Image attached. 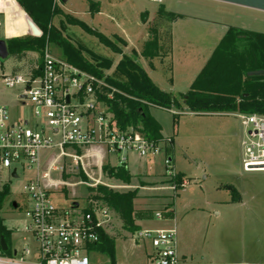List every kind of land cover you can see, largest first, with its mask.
Wrapping results in <instances>:
<instances>
[{"label":"rangeland","instance_id":"obj_1","mask_svg":"<svg viewBox=\"0 0 264 264\" xmlns=\"http://www.w3.org/2000/svg\"><path fill=\"white\" fill-rule=\"evenodd\" d=\"M92 1L99 3V13L92 12L88 0H55L61 15L54 18L53 26L59 29V23L63 24L61 36L79 48L87 60L92 62V56L110 60V67L103 70L105 75L112 74L121 55L112 53L77 26V22L107 38L117 36L123 39L126 44L122 47L124 55H130L133 50L140 53L149 32L155 30L159 56L152 60L141 57L139 62L163 91L171 89V79L177 81L180 75L189 72L187 66L200 67V71L228 26L264 33V12L215 0ZM160 6L173 13L178 22L160 17L157 13ZM14 22L16 16L11 19L13 28L16 27ZM73 22L76 24L71 25ZM0 24V39L32 38L41 34L36 26V29L32 27L17 34L12 28L7 30V22L3 25L0 20ZM42 51L65 61L61 48L54 42L46 43ZM37 59V53L27 52L19 59L9 55L0 60V104L6 106L11 121L31 119V109L20 104L21 86L6 88L1 80L6 75L30 71L36 66ZM170 93L178 96V93ZM149 114L160 127L159 133L163 137L159 139L170 138L173 145L174 138L176 168L188 179L174 168L176 193L151 189L154 182L158 183L156 186H166L169 182L162 161L148 163L150 173L157 175L155 179L147 172H138L143 161L130 154L132 179L125 185L108 176L103 169L116 168L112 166L116 164V157L107 156L102 148H89L83 151L86 154L83 167L66 158H58L56 154L47 156L49 159L42 166L43 171L49 170L53 181L68 184L57 186L52 196L54 205L63 213L70 209L82 211L102 184L118 192L136 190L133 201L135 223L140 229L175 228L178 264H264V172L245 173L242 170L238 142L243 129L239 119L231 115H193L156 107H150ZM171 148L167 147V150L172 157ZM101 156L105 160H100ZM45 158L42 155V162ZM19 174V179L9 180L8 172L0 171V188L7 184L10 192L0 217L9 231L21 230L26 223L22 211L13 209L11 204L15 202L22 206V186L27 179L36 176L34 171ZM97 180L102 184H96ZM186 184L188 186L181 192ZM226 186L236 189L238 201H232ZM155 212H160L162 218L156 219ZM106 231L115 238L116 264H146V252L150 250L148 244L133 240L132 234L122 228L116 214H113ZM11 245L20 246L15 234ZM90 259L92 264H110L109 259L99 253L90 254Z\"/></svg>","mask_w":264,"mask_h":264},{"label":"built area","instance_id":"obj_2","mask_svg":"<svg viewBox=\"0 0 264 264\" xmlns=\"http://www.w3.org/2000/svg\"><path fill=\"white\" fill-rule=\"evenodd\" d=\"M1 81L6 88H23L20 104L30 107L32 117L11 121L6 106L0 104V171L6 170L9 180L19 179V173L26 171H34L36 176L22 186L23 204H16L26 223L21 230L10 231V239L5 241L7 249L0 247V264H92L91 246L99 240V231L107 233L112 223L115 213L102 201L89 200L82 211L70 209L65 213L54 205L53 192L58 185L68 184L53 181L50 171H43L50 154L82 167L86 156L83 151L89 148H102L106 154L117 156L121 164L128 154L141 159L161 155L164 175L170 181L161 189L176 193V172L167 150L172 147V140H152L138 129L120 127L107 104L115 90L103 79L46 51L40 67L36 64L26 73L6 75ZM235 116L243 129L242 170L264 172V115ZM154 216L162 218L160 212ZM14 234L19 239L18 247L11 245ZM132 236L133 240L148 244L146 264L179 263L175 228H144Z\"/></svg>","mask_w":264,"mask_h":264},{"label":"trees","instance_id":"obj_3","mask_svg":"<svg viewBox=\"0 0 264 264\" xmlns=\"http://www.w3.org/2000/svg\"><path fill=\"white\" fill-rule=\"evenodd\" d=\"M14 1L41 34L32 38L6 39L9 55L19 59L24 57L27 52H35L38 54L36 62L40 67L45 44L54 42L61 48V55L65 62L103 79L115 90L113 99L107 101V104L118 125L122 128L133 127L148 139L158 140L161 137L160 127L150 116V107L168 111L176 109L180 112L195 114L264 115V74L258 76L248 74L252 71L264 72V33L227 27L210 57L193 79L188 91L175 96L158 88L139 62L141 57L152 60L159 56L158 36L155 30L149 32V38L140 53L133 50L130 55H124L122 47L126 44L123 39L117 36L107 38L101 33L91 30L82 22L68 23L76 24L86 33L94 36L112 53L121 55L112 74L105 75L103 70L110 67V60L96 56H92V62L87 60L79 48L72 46L61 36L60 29L63 24L59 23V29L53 26L54 18L61 15V12L56 8L55 0ZM8 2L10 7L7 9H11L12 14L17 12V6L12 0H1V7L4 8ZM88 3L93 13L99 12L98 2L88 0ZM12 6H14V10ZM157 13L169 21L177 19L173 13L165 11L162 6L159 7ZM17 14L16 22H14L16 27L13 28L17 34L32 28L25 17L20 15L21 13ZM142 19L145 20V17ZM11 24L13 25V23ZM103 169L108 176L122 184L128 185L131 181L132 176L126 166L120 165L116 168ZM225 189L230 191L233 202L239 200L234 187L226 186ZM9 193L8 185L0 188V212L6 204ZM90 198L106 204L117 215L122 228L130 234L133 235L140 229L135 223L136 214L133 201L136 198V190L118 192L101 185L96 188ZM13 209H17V207ZM0 238H4L7 242L10 239V231L3 226L1 217ZM91 252L105 255L110 264H116L115 238L100 230L99 240L91 246Z\"/></svg>","mask_w":264,"mask_h":264},{"label":"crops","instance_id":"obj_4","mask_svg":"<svg viewBox=\"0 0 264 264\" xmlns=\"http://www.w3.org/2000/svg\"><path fill=\"white\" fill-rule=\"evenodd\" d=\"M13 2H14V4L17 6V12H15L14 14H12V10L10 9H7V8H9L10 7V3L8 2L5 6H4V8H2L1 7V0H0V17L2 18V19H0L1 20V22L3 23V25L5 24V22H7V30H9L10 28H12L13 29V27L11 26V19H13V16H16V15H18L17 13H21L20 15H23V17H25V19L28 21V23H30V25H31V27H34V29H36V27H35V25H33V23L26 17V15L24 14V12L18 7V5L16 4V2L14 1V0H12ZM6 7V8H5ZM14 6H12V9L14 10V8H13ZM99 12H100V10H99ZM98 12V13H99ZM178 22V18L177 19H175V22L174 23H177ZM229 27V26H228ZM37 31V30H36ZM7 33V32H6ZM39 33V32H38ZM223 35H224V33L221 35V37L219 38V41L221 40V38L223 37ZM1 39H3V38H1ZM218 41V42H219ZM218 42L214 45V47L211 49L212 51H213V49L215 48V46L218 44ZM212 51H210V54H211V52ZM200 68V67H199ZM199 68H191V67H189V66H187V69H188V71L189 72H187L186 73V75H183L182 74V76L180 75V77H179V79L177 80V81H175V79H171V81H170V90H166V92H174V93H178V94H182V93H185V92H187L188 91V89H189V87H190V85H191V83H192V81H193V79L195 78V76L197 75V73L199 72ZM185 76V77H184ZM154 83V82H153ZM155 84V83H154ZM157 86V85H156ZM158 87V86H157ZM159 88V87H158ZM190 114H193V115H217V116H227V115H231V116H235L236 114H217V113H206V114H195V113H190ZM236 117V116H235ZM237 118V117H236ZM234 135H235V133H234ZM242 135H243V131H242ZM242 135H240V137H239V142H238V145H239V149H240V141H241V138H242ZM161 137H163L162 135H161ZM94 149V148H93ZM105 153V152H104ZM106 154V153H105ZM107 156L108 155H110V154H106ZM129 155L130 154H128L127 156H126V162L125 163H122V164H125V166H126V168H127V170L129 171V173H130V170H129ZM171 155H172V161H173V165H174V168L177 170V172L179 173V174H181V175H183L184 176V178H186V175L184 174V173H182L179 169H177L176 168V165H175V142H174V138H173V145H172V148H171ZM161 156V155H160ZM160 156H158V157H155V158H147V159H141V158H138L137 156V158L139 159V160H142L143 161V166H140V167H138L139 169H141V170H139L138 172H147V174H149V175H151L152 177H154L155 179H156V177H157V175H153V174H151L150 173V170H151V166H150V164H148L149 162H151V161H159V162H161V159L162 158H160ZM116 157V164L115 165H112V166H120V165H122L121 163H119V161H118V157L117 156H115ZM157 159V160H156ZM100 160H105L102 156H101V158H100ZM109 163V162H108ZM111 165V164H110ZM137 172V173H138ZM136 173V174H137ZM245 173H248V172H245ZM135 174V175H136ZM130 175L132 176V174L130 173ZM132 179V178H131ZM187 179V178H186ZM188 180V179H187ZM156 185H158V183L157 182H154L153 184H152V186H151V189L152 190H162V191H169V190H166V189H161L162 187H164L165 185H163V184H160L159 186H156ZM186 186H188V184H186L184 187H183V189H181L180 191L182 192V191H184L185 190V188H186ZM191 209H193V208H191ZM170 212V215L169 216H171V214H172V212H171V210L169 211ZM150 253V250H147V252H146V255H148Z\"/></svg>","mask_w":264,"mask_h":264},{"label":"water","instance_id":"obj_5","mask_svg":"<svg viewBox=\"0 0 264 264\" xmlns=\"http://www.w3.org/2000/svg\"><path fill=\"white\" fill-rule=\"evenodd\" d=\"M215 1L264 12V0H215ZM8 56H9V52L6 46L5 39H0V60H5L8 58ZM248 74L252 76H258V75L264 74V72L263 71H252V72H249ZM245 96L246 94L244 95V97ZM12 206L13 208H16L17 204L13 202ZM0 247L2 250L7 249V245H6L4 238H0Z\"/></svg>","mask_w":264,"mask_h":264}]
</instances>
